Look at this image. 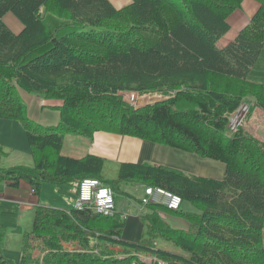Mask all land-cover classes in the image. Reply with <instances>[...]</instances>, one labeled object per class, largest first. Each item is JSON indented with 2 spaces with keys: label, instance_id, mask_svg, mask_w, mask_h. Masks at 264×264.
Listing matches in <instances>:
<instances>
[{
  "label": "trees",
  "instance_id": "16d2710c",
  "mask_svg": "<svg viewBox=\"0 0 264 264\" xmlns=\"http://www.w3.org/2000/svg\"><path fill=\"white\" fill-rule=\"evenodd\" d=\"M244 1L133 0L118 9L110 0H0V116L28 132L34 160L33 167L6 171L12 186L24 180L36 196L44 184L78 194L91 178L132 200H139L129 193L138 185L183 199L178 212L147 205L138 242L123 239L121 213L39 207L19 262L6 257L8 229L0 226V264H134L141 255L167 264H264V141L245 127L230 132L226 118L244 101L264 110V0H255L260 8L237 38L219 45ZM10 12L25 26L19 35L3 20ZM21 90L62 100V116L92 133L131 136L222 162L225 178L123 163L117 179L108 180L104 159L63 154L60 133L67 127L32 121ZM120 92L164 99L126 112ZM165 213L185 219L189 230L172 228ZM36 248L41 257H34Z\"/></svg>",
  "mask_w": 264,
  "mask_h": 264
},
{
  "label": "crops",
  "instance_id": "0c3cea01",
  "mask_svg": "<svg viewBox=\"0 0 264 264\" xmlns=\"http://www.w3.org/2000/svg\"><path fill=\"white\" fill-rule=\"evenodd\" d=\"M110 1L118 9L133 3V0ZM259 8L260 4L257 1L245 0L242 8L230 16L231 31L226 36L229 40L224 46L233 42L251 23ZM3 20L17 35L25 30L24 24L12 12L6 14ZM20 94L32 121L44 127H58L60 124L67 127L60 133V137L64 139L63 154L78 159L89 155L102 158L105 160L104 172L107 165L112 166L110 167L112 173H117L123 163H150L178 170L190 176L216 180L225 178L226 165L222 162L203 159L194 153L131 136L108 132L92 133L70 117L62 116L61 109L64 106L62 100L46 99L23 90ZM33 165L28 132L18 121L0 116V226L8 229L5 255L16 262L21 259L24 235L33 230L37 209L50 207L71 211L77 197V190L68 186L57 188L51 184H44L40 196H36L32 187L24 180L20 182L19 187H13L6 176V171L15 167H33ZM142 191L136 193L129 191V193L141 200L144 195ZM139 200L129 198L117 200L120 213L126 215L123 239L129 242L140 241L144 232L141 215L146 212V208H143ZM185 208L189 207L185 206ZM163 216L172 228L189 230L190 225L185 219L170 213H165ZM42 254V250L37 248L34 250L35 258L41 257Z\"/></svg>",
  "mask_w": 264,
  "mask_h": 264
},
{
  "label": "built area",
  "instance_id": "2783aa9c",
  "mask_svg": "<svg viewBox=\"0 0 264 264\" xmlns=\"http://www.w3.org/2000/svg\"><path fill=\"white\" fill-rule=\"evenodd\" d=\"M119 94L123 97L124 104L126 105V112L130 110L138 111L141 109L142 105L139 103V94L124 92H120ZM249 111V105L247 103H242L237 113H235L231 119L229 118V129L232 133L238 132V130L243 127ZM143 189V207L153 203L166 207L172 211H179L182 208L183 199L172 192L159 187H143ZM74 208L80 211L86 209L93 210L105 217H114L120 212L115 191L110 186L103 184L100 180L91 178L84 179L81 182ZM66 247L72 249L71 246ZM139 261L140 263L134 264H167L160 261L157 257L152 256L149 258L140 257Z\"/></svg>",
  "mask_w": 264,
  "mask_h": 264
},
{
  "label": "rangeland",
  "instance_id": "374dc122",
  "mask_svg": "<svg viewBox=\"0 0 264 264\" xmlns=\"http://www.w3.org/2000/svg\"><path fill=\"white\" fill-rule=\"evenodd\" d=\"M228 40H229V38H227V37L224 38L219 44L220 47H223ZM124 93H134V92H124ZM140 98L142 99L141 100V102H142L141 105H146L148 103L149 104H154L155 102L164 99V98H162L160 96H156V95H149V96L140 97ZM242 103H247L249 105V107H250V111H249L248 115L246 116V120H245V122L243 124V127L247 128L255 137H257L258 139L264 141V110H262L261 108L254 107L255 106V102L254 101H251V102L244 101ZM238 110H239V108L237 110L228 112L226 114V118L228 119L229 123H230L231 117L235 113H237ZM229 123H228V128H229ZM107 166L108 167H106V170L104 172L105 177L108 180L117 179L118 172L117 173H112L111 172L112 166H110V165H107ZM55 187L60 188L59 186H55ZM139 190L142 191L141 188L136 187L135 190L132 189L130 191L136 193V191H139ZM117 198H118V200H121V199H123L125 197L118 195ZM125 199H127V198H125ZM159 247L163 248V249H168V250H170L172 252H179V250L174 245H172L171 243H160ZM116 250L120 251L121 249L117 248ZM140 257L149 258L150 256L141 255ZM152 257H155V256H152ZM135 263H140V261H137Z\"/></svg>",
  "mask_w": 264,
  "mask_h": 264
},
{
  "label": "bare ground",
  "instance_id": "6f19581e",
  "mask_svg": "<svg viewBox=\"0 0 264 264\" xmlns=\"http://www.w3.org/2000/svg\"><path fill=\"white\" fill-rule=\"evenodd\" d=\"M139 103H142L141 100L139 101Z\"/></svg>",
  "mask_w": 264,
  "mask_h": 264
},
{
  "label": "water",
  "instance_id": "95a60500",
  "mask_svg": "<svg viewBox=\"0 0 264 264\" xmlns=\"http://www.w3.org/2000/svg\"><path fill=\"white\" fill-rule=\"evenodd\" d=\"M149 104V103H148ZM147 105V104H146Z\"/></svg>",
  "mask_w": 264,
  "mask_h": 264
}]
</instances>
